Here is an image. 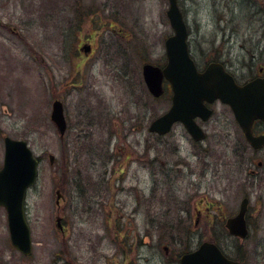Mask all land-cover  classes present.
Wrapping results in <instances>:
<instances>
[{
	"label": "rangeland",
	"instance_id": "obj_1",
	"mask_svg": "<svg viewBox=\"0 0 264 264\" xmlns=\"http://www.w3.org/2000/svg\"><path fill=\"white\" fill-rule=\"evenodd\" d=\"M177 3L200 70L219 61L245 79L264 68V0ZM168 6L0 0V167L5 136L39 160L25 203L32 253L11 246L0 208V264H179L204 241L264 264V151L248 149L231 112L212 105L202 143L179 123L162 137L148 132L171 102L169 90L152 98L141 73L145 63L165 64ZM54 100L63 104L62 137L50 120ZM244 197L249 234L239 241L223 223Z\"/></svg>",
	"mask_w": 264,
	"mask_h": 264
},
{
	"label": "water",
	"instance_id": "obj_2",
	"mask_svg": "<svg viewBox=\"0 0 264 264\" xmlns=\"http://www.w3.org/2000/svg\"><path fill=\"white\" fill-rule=\"evenodd\" d=\"M166 12L173 35L165 42L166 64L158 67L150 63L142 66L144 84L153 98L163 94V82L171 88V106L155 119L149 131L160 136L166 135L175 123H182L190 137L199 142L205 134L195 123L196 118L207 121L212 111L206 104L219 100L228 105L242 130L247 143L253 149L264 146V134L254 136L252 124L255 120L264 123V78L256 79L244 86H238L234 79L224 71L220 63H209L199 72L188 50L186 23L177 6V0H168ZM84 52L90 51L84 46ZM50 119L62 137L66 131L62 103L52 104ZM4 156L0 168V208L6 212L9 239L13 248L25 257L31 255V233L25 215V198L28 189L35 185L38 176L36 159L25 141L3 139ZM53 158L50 159L52 163ZM56 204L60 193L56 191ZM248 199L241 200L237 214L225 221V229L232 237L243 240L248 230L245 215ZM56 226L61 229L60 218ZM180 264H241L226 258L219 248L210 242H203L199 248L183 254Z\"/></svg>",
	"mask_w": 264,
	"mask_h": 264
},
{
	"label": "flooded vegetation",
	"instance_id": "obj_3",
	"mask_svg": "<svg viewBox=\"0 0 264 264\" xmlns=\"http://www.w3.org/2000/svg\"><path fill=\"white\" fill-rule=\"evenodd\" d=\"M92 52V51H91ZM224 68L226 69V72H228L235 80L236 84L239 85V86H243L247 83H249L250 81H253L254 79H257V78H261V77H264V68L263 67H259L252 75H249L247 78L245 79H242L241 76H239L234 70H232V68L228 67L226 64H224ZM215 103H218V102H215ZM214 103V104H215ZM212 106V105H211ZM209 107L211 110H212V114L214 113V110H213V106L212 107ZM224 108H227L229 111L230 109L228 108V106L224 105ZM231 112V111H230ZM233 117V116H232ZM234 119V118H233ZM197 123L199 124V126L203 129V126L202 124H205L206 122H201L200 120H196ZM208 122V121H207ZM202 123V124H201ZM204 130V129H203ZM206 133V132H205ZM252 133L254 136H260V135H263L264 134V123L261 122V121H255L252 125ZM249 150H251L252 152H255V153H260V152H263L264 151V146L261 148V149H258V150H254V149H251L250 147H248ZM242 158V156H241ZM257 166L258 167H261L262 166V162L261 161H258L257 163ZM251 176H256L255 172H251ZM198 213L200 212V210H196ZM188 218H192L190 216V213H185ZM218 214V213H217ZM216 214V215H217ZM221 214V217H219V221L221 220V225H222V221L224 220V214H222V212H220ZM185 215V216H186ZM195 216V215H194ZM212 218L213 216L212 215H208L206 217V220L209 219L210 217ZM201 218L199 216H195V226L197 225V223L199 222ZM207 222V221H206ZM223 228H224V223H223ZM199 246V245H198ZM197 246V248H198ZM195 248V249H197ZM194 249V250H195ZM222 253L224 254V249L220 248ZM193 251V250H192ZM186 252H191V251H188L186 250Z\"/></svg>",
	"mask_w": 264,
	"mask_h": 264
},
{
	"label": "trees",
	"instance_id": "obj_4",
	"mask_svg": "<svg viewBox=\"0 0 264 264\" xmlns=\"http://www.w3.org/2000/svg\"><path fill=\"white\" fill-rule=\"evenodd\" d=\"M238 261H241V259L237 258Z\"/></svg>",
	"mask_w": 264,
	"mask_h": 264
}]
</instances>
